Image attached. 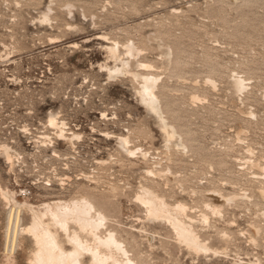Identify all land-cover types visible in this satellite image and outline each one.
Instances as JSON below:
<instances>
[{"label": "rangeland", "instance_id": "rangeland-1", "mask_svg": "<svg viewBox=\"0 0 264 264\" xmlns=\"http://www.w3.org/2000/svg\"><path fill=\"white\" fill-rule=\"evenodd\" d=\"M48 6L50 19L38 20ZM115 40L141 48L133 71L159 77L158 97L186 140L184 153L166 149L139 101L138 78H110L100 67L113 62L103 45ZM234 76L244 78V89H234ZM50 110L64 119L66 134H80L73 145L46 124ZM125 135L131 155L117 144ZM1 144L15 158L9 166L0 153V181L18 200L44 210L45 201L83 190L108 199L116 214L108 226L142 263L264 261V0H0ZM152 167L162 174L145 172ZM141 184L170 203L181 200L195 217L212 196L237 195L210 215L209 227L196 223L213 249L195 254L168 225L142 219L133 198ZM6 209L0 199V228L10 235ZM31 247L28 238L15 264H27Z\"/></svg>", "mask_w": 264, "mask_h": 264}, {"label": "bare ground", "instance_id": "bare-ground-1", "mask_svg": "<svg viewBox=\"0 0 264 264\" xmlns=\"http://www.w3.org/2000/svg\"><path fill=\"white\" fill-rule=\"evenodd\" d=\"M66 3L67 13L72 14V4ZM51 11L52 9L48 6L41 13L40 19L38 20H46L47 22L50 19ZM71 26L69 25L68 27ZM104 36L106 37V35ZM103 47L105 48L107 58H111L113 61L111 64L104 63L100 65V67H103L107 71L108 77H112L117 73H127L133 77V80L134 78H138L139 86L137 87L139 88L137 89V93L139 101L145 107L146 111L156 120L157 126L162 133L166 149L173 146L175 149L183 151V153L185 150L187 151L186 140L183 139L181 133L177 131L176 126L164 114L163 106L157 93L159 77L150 72H136L131 69V59H135L140 53L141 48H138L132 40L126 41L122 45L115 40L110 42V44H104ZM169 57L167 60H169ZM140 65L142 67L151 66L148 63L141 62ZM232 82L236 91L242 90L246 86L244 78L240 76H234ZM58 114L51 110L48 111L47 117H45L47 118L46 124L56 130V135H59L73 145V138H78L80 134L74 132L70 135L66 134L67 124L63 121L64 119H59ZM2 144L0 146V153L9 163V166H11L13 164L12 160H14L12 159L13 155L9 151L10 148ZM117 144L128 155L135 152L134 148L132 149L129 146V139L126 135L117 136ZM145 155L146 151L142 152V156ZM99 161L101 163L106 162L103 159H99ZM248 161H250V166L256 165L253 161ZM243 164L245 165V162ZM259 167L264 171V164ZM153 168L145 169V172L154 175L162 172L159 170L154 172L155 169L153 170ZM261 176L264 177V174ZM94 195L83 190L81 194L73 196L68 200L56 198L50 202L45 201L43 204L46 208L41 210L30 203L26 196L23 200H18L15 197V191L9 190L6 182L2 184L0 181V199L6 205L8 204V209L5 212L6 218L4 219L7 221L6 227L9 228V224L11 226L10 235L8 234L7 228L5 226L4 228L2 227L3 231L5 229L2 249L4 261L0 264H15V252L18 248H23L25 240L28 238L31 239L32 247L27 254V264H147L140 262L136 258L137 256H133L126 242L118 235L116 229L108 226L110 216L116 217L115 211L112 212L114 215H111L112 213L109 214L107 211L109 204H111L109 200ZM260 195L264 196V189L260 190ZM239 196L247 197V194L243 193V195ZM236 197L237 195L234 194L223 195L221 193L212 196V200L203 202L206 211H200L196 215L197 217L187 212V206L181 200L170 203L148 184H141L133 198L142 207L144 212L142 219L168 225L174 234L173 236L176 242L184 245L187 250L197 254L199 252L206 253L213 248H210L206 239L203 240L200 238V233L196 229V223L200 222L202 227H209L210 215L220 214L223 203L227 202L228 206V202H232ZM99 205L103 206V210L98 207ZM25 213L27 214L26 221H24ZM262 215H264V212ZM252 228L255 231L259 230L257 229L258 227ZM140 230L143 231V229ZM124 234L127 233L125 232ZM222 237L224 239L228 237L226 232H223ZM249 240L252 242L255 238L251 235ZM232 264L243 263L233 261ZM251 264H264V261L257 258L251 261Z\"/></svg>", "mask_w": 264, "mask_h": 264}, {"label": "built area", "instance_id": "built-area-1", "mask_svg": "<svg viewBox=\"0 0 264 264\" xmlns=\"http://www.w3.org/2000/svg\"><path fill=\"white\" fill-rule=\"evenodd\" d=\"M23 192H24V194H26V189H25V190H23Z\"/></svg>", "mask_w": 264, "mask_h": 264}]
</instances>
